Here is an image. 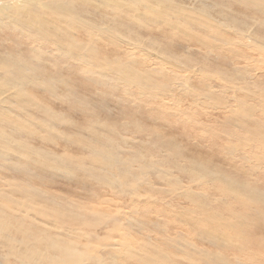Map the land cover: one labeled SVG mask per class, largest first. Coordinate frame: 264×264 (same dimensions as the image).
Wrapping results in <instances>:
<instances>
[{
    "label": "bare ground",
    "instance_id": "1",
    "mask_svg": "<svg viewBox=\"0 0 264 264\" xmlns=\"http://www.w3.org/2000/svg\"><path fill=\"white\" fill-rule=\"evenodd\" d=\"M192 39L201 46L198 55L191 53L196 45L187 44ZM144 63L149 65L147 69ZM72 74V78L91 79L112 91V108L117 109L114 117L120 116L119 123L101 127L95 121L91 113L95 115L96 109L106 113L112 104L95 106L93 100L74 95L66 85V78ZM191 79L210 86L201 85L202 90L197 91ZM215 80L220 87L213 83ZM62 86L70 93L62 94ZM216 87L225 100L216 94ZM136 88L144 97L153 99L150 107H137L141 105L138 104L131 110L128 93L124 95L126 99H117L121 93ZM33 93H42L74 116L81 114L82 126L56 115L51 102L45 106ZM180 94L191 97L187 98L189 111L203 109L196 107L203 97L208 101L205 109L209 107L221 115L229 113L222 115L220 129L227 133L230 126L241 128L248 135V143L253 142V149L241 153L246 138L241 135V139L236 131V137L228 132L234 139L232 143L209 142L217 147L218 151H214L209 146L213 153L230 155L231 161H227L239 171L227 173L220 167L213 173L207 166L199 167L197 171L209 184V191H204L200 182L194 187L182 185L170 171L162 170V165L155 167L158 148H151L150 139H141L138 113L141 118H150L156 115L157 108H162L165 120L160 123L196 124L193 119H177L173 113H165L171 100H181ZM177 109L183 111L181 106ZM33 111L41 114V119L32 116ZM25 121L45 131L61 126L70 130L39 135ZM10 128L17 131L13 135L19 139L20 134L21 139L38 137L52 147L54 143L60 153L52 155L40 146L31 149L28 159H11ZM261 128L264 129V0H0V264H91V254L99 257L92 264H116L118 252L122 251L118 247H129L124 237L130 234V228L140 224L149 227L144 232L157 243L150 248L158 251L153 255L159 264L173 263L167 251L160 249L158 240L181 252L188 259L186 264H264V254L245 237L251 229L242 226L244 220L251 221L248 202L255 204L250 206L252 209L264 203ZM52 135L60 142H54ZM68 149H74V153ZM243 160L249 165H242ZM172 166L187 178L198 175L194 163L187 168L189 171L178 163ZM161 183L169 187H161ZM73 184L75 188H68ZM128 190L136 193L129 196L128 202L114 205L113 192L125 195ZM209 192L220 199L208 200L205 194ZM181 199L199 204L192 210L193 216L184 212V206L178 212L174 210L175 201ZM225 200L230 203L219 208ZM168 213L173 217L180 213L190 226L186 236L158 237L154 216L162 220ZM231 220L240 224L235 234L244 235V241L238 244L224 232V222ZM213 221L218 225L216 229L222 227L221 232L210 229ZM235 223L230 224L231 231L236 229ZM168 224L171 223L163 222L164 226ZM140 237L134 241H143ZM200 238L215 247L225 245L224 249H204ZM233 243V248L243 254L229 252ZM128 254L135 256L139 264L154 261L143 243L129 248Z\"/></svg>",
    "mask_w": 264,
    "mask_h": 264
},
{
    "label": "rangeland",
    "instance_id": "2",
    "mask_svg": "<svg viewBox=\"0 0 264 264\" xmlns=\"http://www.w3.org/2000/svg\"><path fill=\"white\" fill-rule=\"evenodd\" d=\"M205 4L210 5L209 2H205ZM228 34L229 33L225 32V35L230 36V34L229 35ZM187 44H189V45L191 44L190 46L196 45V47L193 49V51L191 53H193L192 55H198L199 47H201V46L197 45L195 43L194 39L188 41ZM6 45L10 46L8 44H6ZM223 51H225V50H223ZM144 66H145V69H147L149 67V65L147 63H144ZM218 66H221V65L218 64ZM138 69H141V67L138 68ZM62 74H65V73H62ZM72 77H74L73 74H72V76L70 78H66V80H67V84L66 85L69 86L68 88L70 89V91L73 92L74 95L75 94L76 95L77 94L83 95V96L93 100L95 102L94 103L95 106H102L103 103H108L109 105L112 104L111 105V109L109 108L106 111V113H104L102 111L103 112V113H101L102 115L100 114V111L98 109H96V111H95L96 114L95 115L90 112L91 116L93 118L97 119V120L95 119V121H97V123L99 122L98 124L101 127H112V126L115 125V123H119V120H121L120 116H119V118L114 117V116H116L115 112L117 111V109L114 110L112 108V106H115V99L113 97H110V95L112 96V93H111L112 91L111 90H109L107 87L104 88L105 86L104 85H103L104 87L101 86V84L98 83V82H93L91 79H85L86 80L85 81L84 79H78L77 80V78H72ZM191 81H192L193 85L197 86V91L202 90L201 85L210 86L205 81L199 82V81L192 80V79H191ZM80 83H82V85ZM213 83H215L216 85H218V87H220L219 86L220 84H217L218 81L215 80ZM257 85H258V83H257ZM78 87H79V90H77ZM86 88H88V89H86ZM130 88H135V87H130ZM104 90L106 92L108 91V93H104L105 92ZM60 91H61L62 94H65L66 91L70 93V91L65 89V86L64 87L62 86L60 88ZM132 91L129 90V92H126L125 94H123L120 91H118V92L121 93V95L118 96L117 99L123 100V99H126V97H124V95L125 96L129 95L128 97L131 98V101L127 102V104L129 105L131 110L136 109V105H138V104H141V105H138L137 107H139V106H141V107H145V106L150 107L151 106L150 103L153 101L152 98L149 100V98L144 97L143 94L140 93V89L138 91V89L136 88V89H134L133 92ZM215 91H217L216 94L219 96L220 94H218L217 87H216ZM114 93H116V92H113V94ZM33 94H35V99L36 100L39 99L41 104H43L45 106L49 107L47 102H51L52 105H50V107H52L54 109L52 112H54L56 115L61 114L65 118L66 117L67 118H71V120H75V124H77L79 126H82V120L80 119L81 114L78 113L79 115L77 114L76 116H74L73 114H70L69 111L64 106L61 107L58 104L53 103V101H51L50 99H47L45 95H42V93H41L42 96L37 94V93H33ZM201 94H198L197 97L198 96L201 97ZM188 97H189L188 95L185 96L183 94H180L178 96V98H180L181 100H179V99H177L175 101L171 100L170 104H168V109L166 110L165 113L166 114H172L173 113L174 114L173 116L175 118H177V119H178V117L182 118V119H185V120H189V119L192 120L193 119L196 122V124H185V125H183L184 124L183 122H181L180 124L178 122H176V124H175L176 127L171 129L168 126H175L173 123H164V122L160 123L159 122L162 119L165 120L164 116H162L163 112L165 110L162 109V108H159V109L157 108L158 110L156 109V115L154 114L155 116L153 115L150 118L149 117L141 118L142 114L138 113V117L140 119H138L137 121L139 122V125H141V127H142V132H141L142 137H141V139H142V141L146 140L147 138L150 139L151 143H153L151 148H158V150L156 149L157 153L154 150V152L156 153L155 157H157V159H155V167H156V164L157 165H162V168H163L162 170L170 171L173 176H176V179H178V181H180V184H182V185L189 184V185H191V187H194L195 183L200 182V183L204 184L203 185L204 186V191H209V187H208L209 184L199 175V173L197 171V169L199 167L207 166V169L210 170L213 173H214L213 169L220 168V167H222L223 170L226 171L227 173H238L239 172L237 169L232 167L233 164L231 162L227 161L228 158L231 161L230 155H228V157H226L227 155L226 156H219L221 154V152H220V154L213 153L212 152V148H211V150L209 149V146L212 145L209 142H212L213 144L217 143L218 145L221 144V143H226V142L227 143L234 142V139L232 138V136H231V138H230V136H228V132H230V134L234 135L235 131H236V133L239 134L241 139H244V138L247 139L248 135L241 128H237V127H235L236 130L233 129L231 126L228 127L227 128V133L224 132L223 130H221L220 129V123L223 120L222 115L223 114L226 115V114H229V113L226 112V113H222V115H221L220 113H215V111L212 110V109L210 110L209 107H206V109H205V107H203V106H206L208 104V101H207V99H204L203 97L200 98L202 103H198L196 105V107H201L203 109H196L195 110L193 108V109H191L192 111H189L187 109V107H186L187 101H188L187 100ZM95 98H96V100H95ZM161 98H163V97H161ZM190 98L191 97H189L188 99H190ZM220 98L222 100H225V96H222ZM205 101H206V103H205ZM179 106H181L183 111L179 112V110H181V109H177V107H179ZM139 111H142V108L139 109ZM113 112H114L115 115H113ZM132 112H135V111H132ZM258 113L259 112H257V114ZM31 114H32V116H35V117L40 118V119L42 117L41 114L36 113L35 111L31 112ZM96 116H98V117H96ZM169 116H172V115H169ZM92 117L89 116L90 119H92ZM215 117H216L217 121L215 120ZM23 120H26V117H24ZM100 120H102V121L100 122ZM91 123L93 124V122H91ZM234 123L236 124V122H234ZM24 124L28 125L29 123H27V121H25ZM30 124H29V127L31 129H33V130L34 129L37 130L38 132L35 131V130L34 131L39 133V135H41L42 133H43L42 135H44L45 133L49 134V133H52V132H55L56 134L58 132L59 133H66V132H68L70 130L68 127L61 126L60 129H58L57 127H49V129L47 131H45L42 128H40V126L38 124H36V123H30ZM89 124L90 123L87 124L88 127L90 126ZM209 124L212 125V126H210ZM188 125H189V127H188ZM25 127H27V126H25ZM180 128H182V129H180ZM262 130H264V129L261 128L260 131H262ZM16 132L17 131H14V130H12V128H10V133H11V135L13 137V139H10V158L11 159H17V158L18 159L19 158L20 159L21 158H27L28 159L29 153L31 152V149L35 150L36 147L40 148V146H42V148L44 150L49 151L50 153H52V155L60 153L61 149L60 150L56 149L55 148L56 146L54 145V143H53V147H52L51 143H43L38 137H35V139H33L32 137L21 139L20 134H19V137H20V139H19V138L16 137V135L15 136L13 135ZM99 133L107 135L106 131H102V132L99 131ZM241 135L243 137L244 136L245 137L243 138ZM234 136L236 137L237 134L234 135ZM223 137H225V139ZM51 138L54 139V142H60V140H61L59 137H56L54 135H52ZM27 139H29V141ZM246 139H244V141H243V144L244 143L245 144L244 145L242 144V148H244V149H241L243 151H240V153L248 151L250 149V147L253 149V142L250 141V143H248V139L247 140ZM25 142H27V144H25ZM235 144H237V143H235ZM248 144H250V145H248ZM60 145L61 144H59V146ZM46 146H47V148H46ZM212 146L214 147L213 148L214 151H218L216 146H214V145H212ZM247 148H249V149H247ZM51 149H52V151H51ZM54 149H55V151H54ZM73 150L74 149H71V150L68 149V151L74 153ZM261 150H262V148H260L257 152L260 153ZM212 155H214V156H212ZM55 158H60V157L57 156ZM234 160L236 161L237 159L234 158ZM207 161H208V163H207ZM210 161H211V163H210ZM251 161L253 162L254 160L251 159ZM237 162L241 163V161H238V160H237ZM176 163H178L179 165H182V166L184 165L185 166L184 171H189V169L192 167V165L194 163L195 164V168H196V172L198 174L197 177H194V179L187 178L186 175L184 174V172L179 171V170L176 171V168L174 166H172L173 164L176 165ZM242 165L248 166L249 164L245 163V160H243L242 161ZM187 168H189V169H187ZM186 174H187V176L189 175L187 172H186ZM210 183L212 184V181ZM84 184H86L87 186L90 185V184H87V183H84ZM75 186H76V184L75 185L73 184V185L69 186L68 188H72L73 189V188H75ZM82 186L80 187L81 190L83 188ZM166 186L169 187V184L161 183V187L167 188ZM83 190H86V189H83ZM195 191L198 192V190H196V189H195ZM132 193H136V192L134 190H128L125 195H122V194H120L118 192H113L112 199H113L114 205H120V204H124V203L128 202L129 196ZM209 193L210 194H205L206 196L209 197L208 200L220 199L219 195H215V194H213V192H209ZM228 203H230V201L229 200H225L222 203H220L218 205V207L219 208H223V207L227 206ZM248 204H249V208H250V210H249V208L247 207L248 208V212H249L250 217L252 216L251 217V221L249 222V220H247V219L244 220V223L242 222V226H244L247 230L251 229V231L249 232V234L248 233L245 234L246 235L245 237L248 238L247 239L248 243L251 244L252 247L257 248L261 253L264 254V241H261V240H264V203L260 204L259 206L255 207L253 209L250 207V206H255L253 201L248 202ZM198 205L199 204H192L188 199H181V201H177L176 200L175 203H174V210L176 212H178V211L182 210L183 206H184L185 207V211L184 212L186 214H188L189 216H193L192 215V210L196 209ZM165 208H167V207H165ZM154 210H156V209H154ZM199 211H201V210H199ZM162 212L163 211H158V213H162ZM200 214H202V213H200ZM154 219H155V225H156L154 227V229L157 232V235H158V237L160 239L163 238L166 235H170L172 237L179 236V235L186 236L187 229L190 228V226L188 224L184 223V219L180 215V213H178L177 217H173L171 214L168 213V215H165L162 220L156 218L155 216H154ZM163 222H166V223L170 222L171 224H168V225L164 226ZM235 222L236 221H234V220H231L230 223L229 222L228 223L224 222V224H225L224 232L227 233L228 235H232V237L236 239L235 240L236 244H238L239 242L244 241V238H242V237H244V235H236L235 234L237 232V230L240 228L239 222H237V223H235ZM233 223H235L237 227H236L235 230L231 231L230 229L233 228V226H231L230 224H233ZM213 225L215 227L211 226V228H210L212 231L217 232V233L221 232L220 230H222V227L220 228V230L216 229L218 227V225L214 221H213ZM148 228L149 227L147 225H143V224L136 225V226L134 225L132 228H130V230H129L130 234L126 235L124 237V240H125V242L127 244H129V247H127V245L125 247H118V248L122 249L121 252H118V255L120 257H122V259L120 257L116 258V262H117L116 264H139L136 261L135 256H132V255L128 254V249L129 248L134 249L140 243H143L145 245L146 252L150 253L152 255L153 259H154L153 262L147 263V264H159L160 260L158 258L154 257V255H153L154 253H158V251L152 250L150 248L151 246H154L157 243L154 242V241H151L147 237V234L144 232V231H148ZM192 230H193V228H192ZM190 233H192L191 235L194 236L193 231L190 232ZM141 235L143 236L144 240L135 242L134 239L135 238H138V239L141 238L140 237ZM200 239H201V243H202L204 249H208V250H211V251H215V250L220 251V250L224 249L225 245L222 246V247L217 245L215 247L214 244L212 245L210 242H207L204 238H200ZM186 241H188V242L190 241V243L195 244V245H200L201 244L199 242L196 243L195 240H186ZM158 244H159L161 250H166L167 251L166 252V256L169 259H171L173 264H186L188 259L182 257V255H181L182 253L181 252H177L173 248L168 247L166 245H163L161 243V240H158ZM234 245H235V243L230 245L229 248L227 247L229 249V252L232 253V254H237V255L243 254V252H241L239 249L233 248ZM218 247H220V248H218ZM217 256H221L222 257V255H217ZM97 258L99 259V257L91 254V256H90L91 264L92 263H96L97 262ZM254 264H256V261H255Z\"/></svg>",
    "mask_w": 264,
    "mask_h": 264
}]
</instances>
